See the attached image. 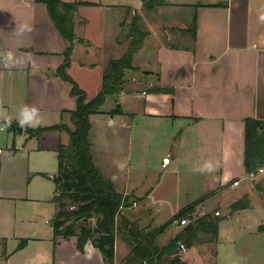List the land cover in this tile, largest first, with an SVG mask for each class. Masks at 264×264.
Masks as SVG:
<instances>
[{
	"label": "crops",
	"instance_id": "obj_1",
	"mask_svg": "<svg viewBox=\"0 0 264 264\" xmlns=\"http://www.w3.org/2000/svg\"><path fill=\"white\" fill-rule=\"evenodd\" d=\"M63 1L86 2L78 9L93 7L98 14L97 18L74 21L77 39L67 68L86 95L91 77L93 94L97 95L110 61L128 49L136 4H125V0H104V4L97 0ZM142 4L143 0L137 1L140 8ZM154 11L164 20L155 22L135 53L134 67L125 71L128 82L123 91L108 95L107 104L90 116L95 165L118 188L122 185L118 191L130 196L131 204L136 202L134 209L139 208L131 216L126 210L122 214L144 230L160 226L153 225V210L148 206L152 190L137 192L132 183L134 172L126 167L118 173L106 167V148L112 143L120 146L122 139L135 155H149L144 157L153 164L150 167L164 170L173 166L192 184H213L215 187L200 196L210 194L203 203L206 210L210 209L206 203L213 198L219 200L217 205L229 200L232 205L244 196L250 207L233 211L232 216L264 209L263 192L257 189V184L264 188V165L252 173L244 165L246 121L253 118L264 123V21L257 18L264 11V0H165ZM68 46L45 3L0 0V243L15 242L26 232L51 223L47 212L53 203L57 211L53 198L59 147L69 143L70 135L64 129H50L30 136L27 129L55 124L73 127L71 112L77 107V97L72 85L58 75ZM91 55L97 58L92 60ZM117 103L123 113L111 115ZM25 104L38 108L39 123L26 125L20 132L15 118ZM112 135L116 138L111 141ZM165 158L168 163H164ZM207 161L218 167L212 172L193 171ZM255 177L258 180L254 181ZM235 181L238 184L234 185ZM242 183L247 184L244 189L228 192ZM262 222L247 232L252 237L264 235ZM171 225L173 231L165 243H160L164 231L156 238L160 248L178 234L176 225L168 227ZM56 238L54 264H105L92 241L80 251L76 236ZM30 239L22 242L27 245ZM131 249L116 234L114 264H121ZM170 260L167 256L166 264ZM185 260L194 264V260Z\"/></svg>",
	"mask_w": 264,
	"mask_h": 264
},
{
	"label": "trees",
	"instance_id": "obj_2",
	"mask_svg": "<svg viewBox=\"0 0 264 264\" xmlns=\"http://www.w3.org/2000/svg\"><path fill=\"white\" fill-rule=\"evenodd\" d=\"M47 5L49 14L56 27L69 42L65 52V62L58 70V75L72 85V92L77 97V107L71 112V129L65 124H55L37 128H29L30 136H39L50 129H64L69 135V143L59 147V170L56 179V195L53 200L57 203V212L52 221L54 245L57 236H76L77 246L83 251L90 240L101 251L107 264H114L116 234H122L126 242L132 246L129 255L121 264H162V257L170 256V264H184L179 255L181 245L190 248L199 242V235L213 233L218 235L219 223L223 220L206 213L177 234L165 247L156 244V238L172 222L168 220L159 227L151 230L141 229L136 222H132L121 215L122 208L128 207L130 196L120 193L114 182L106 178L94 163L90 116L98 113L108 95H118L124 89L125 71L132 69L134 55L144 44L150 31L141 26L142 18L137 12L129 24L128 36L130 43L125 54L112 59L104 71L101 91L91 100H87L86 92L68 74L73 43L77 39L75 34L74 12L80 4L86 2H65L63 0H36ZM165 4V0H143V8L149 12ZM157 90H166L158 89ZM123 113L121 105L110 111L111 115ZM244 165L247 172L257 171L264 165V123L249 118L246 121ZM257 189L264 193L261 184ZM70 199L76 209H66L65 201ZM195 202L178 212L176 217L192 211ZM232 210L237 211L250 207L247 196L235 201ZM121 222L117 223V217ZM75 217L73 222L71 219ZM97 217L95 225L91 220ZM88 219V221H86ZM80 223V232L76 225ZM24 242H21L22 246Z\"/></svg>",
	"mask_w": 264,
	"mask_h": 264
},
{
	"label": "rangeland",
	"instance_id": "obj_3",
	"mask_svg": "<svg viewBox=\"0 0 264 264\" xmlns=\"http://www.w3.org/2000/svg\"><path fill=\"white\" fill-rule=\"evenodd\" d=\"M97 1L99 4H104V0ZM118 1L121 2L122 0ZM137 1L142 2V0H125V4H136L135 8L138 11L137 13L140 14L142 18L141 26L144 29L151 30L155 28V22L158 23L164 20L161 18L162 16H160V14L156 11L149 12L145 10L143 6L140 8V6L137 5ZM76 11L77 13L75 14ZM76 11L74 12V21L77 23L79 20L84 18L92 19L94 17H98V14L95 13L96 10L93 9V7H86L84 9H78L77 7ZM166 19L167 17H165V20ZM88 28L89 26H83V29ZM159 30L163 36L162 30ZM96 58L97 55L90 56V59L92 60ZM91 82V77H89L87 82V86H89V90H87L89 92L87 93V100H91L96 95L93 94L95 85L91 84ZM126 82H128V80L125 79V84ZM122 134H124V131ZM114 138H116V135L111 136V141ZM91 139H93V131H91ZM120 143V146L112 143V147L108 146L106 148L104 156L102 154V156L105 157L104 159L106 162V167L110 171H116L117 173L120 170L122 171L123 167H126L127 171L134 172V176H132V183L134 186H136L137 192L141 193L146 192L147 190H152L150 193L148 206L153 210L154 226H159L170 218V220H172L171 224L176 225V227L179 229V234L183 228H185V226L194 222L195 219L202 216L206 212H210L213 216L223 219L219 223V231L217 236L210 232L200 234L199 242H195L187 252V248L181 245V248L179 249V255L183 261L185 258H188L191 262L194 260V264H264V235L262 234L258 237H252V235L247 232L248 230L252 229L254 225H258V223L261 224V221L264 223V209L256 208L252 210H246L240 215L232 216V213L234 212L232 210L230 200L217 205L219 200L217 198H213L206 203V206L210 208L209 210H206L203 208V203L210 196V194L203 197L200 196L206 193L210 188L215 187L213 184H192L190 178L184 177V173H181L180 169L174 168L173 166L164 170L160 169L159 167H150L153 164L144 157L149 155L145 154L142 156L140 154L137 156L135 155L134 151L129 150L127 143L124 142L123 139L120 140ZM94 155H96V149H94ZM97 159L98 156L96 160ZM142 165H149V167L145 168ZM158 180L160 181L158 182ZM256 180H258V177L254 178V181ZM261 181L264 185V179H261ZM246 185V183H242L238 187H230L228 192L236 193L237 191L244 189ZM115 186L117 190H122V185H120L119 188L116 184ZM261 195L263 196L264 193H261ZM198 197L200 198L195 200ZM194 202L195 205L192 211L185 212L183 216L176 217L180 210ZM65 205L66 209L68 210L77 208L76 206H73V202L70 199L65 201ZM183 205H185L183 208L178 211L176 210ZM52 206L53 207H50L47 212L49 214L48 216L52 219L51 223L42 224L41 226L36 227L35 231L26 232L28 234L21 235L15 242L7 241L6 243H0V264H54L55 247L57 244L54 246L53 225L50 224H52L57 211H55L54 203ZM136 206L137 204L135 205L133 201V203L128 207L122 208V211L126 210V212H129L128 214L131 216V214H136L139 210V208L134 209ZM174 210L177 212L171 217V215L175 212ZM121 215L123 214L121 213ZM121 218V216L117 217L118 224L121 222ZM182 218L186 219L185 224H181ZM74 220L75 217H73L70 222H73ZM94 222H96L95 218L91 220L92 224ZM80 227L81 225L78 223L76 225L77 232H80ZM172 231V225L171 227H167L160 237V243H165L164 241L167 240V238L172 234ZM260 231H262V228H260ZM117 236L120 241L126 243L125 237L123 238L122 234L118 233ZM29 237L33 238L30 239V243L27 245H25V243V246L22 247L21 250H17L14 253V250L19 246V244L23 240L26 241V239ZM9 254L10 256L6 258L5 256ZM169 257L171 258L172 255ZM104 262L107 264L106 261ZM184 262V264H188L187 260ZM166 263L167 256H164L162 257V264Z\"/></svg>",
	"mask_w": 264,
	"mask_h": 264
},
{
	"label": "clouds",
	"instance_id": "obj_4",
	"mask_svg": "<svg viewBox=\"0 0 264 264\" xmlns=\"http://www.w3.org/2000/svg\"><path fill=\"white\" fill-rule=\"evenodd\" d=\"M258 20L264 21V11L258 13ZM9 59H11L12 54L9 53ZM16 123L20 127H25L26 125L29 127H33L39 123V110L35 105H23L20 108L19 114L15 118ZM8 126H11L12 119H7ZM218 167L217 164H214L212 161H207L203 165H198L194 167L193 171L204 173V172H212L215 168Z\"/></svg>",
	"mask_w": 264,
	"mask_h": 264
},
{
	"label": "built area",
	"instance_id": "obj_5",
	"mask_svg": "<svg viewBox=\"0 0 264 264\" xmlns=\"http://www.w3.org/2000/svg\"><path fill=\"white\" fill-rule=\"evenodd\" d=\"M164 163H168V159L167 158H165ZM236 184H238V181L234 182V185H236ZM134 204H136V202H134ZM185 223H186V219L182 218L181 219V224H185Z\"/></svg>",
	"mask_w": 264,
	"mask_h": 264
},
{
	"label": "water",
	"instance_id": "obj_6",
	"mask_svg": "<svg viewBox=\"0 0 264 264\" xmlns=\"http://www.w3.org/2000/svg\"><path fill=\"white\" fill-rule=\"evenodd\" d=\"M17 128H18V130H20V132L23 131V128L22 127L18 126ZM86 221H88V219H86Z\"/></svg>",
	"mask_w": 264,
	"mask_h": 264
}]
</instances>
